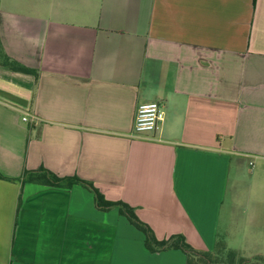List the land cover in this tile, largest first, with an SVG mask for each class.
Returning <instances> with one entry per match:
<instances>
[{
    "label": "crops",
    "instance_id": "1",
    "mask_svg": "<svg viewBox=\"0 0 264 264\" xmlns=\"http://www.w3.org/2000/svg\"><path fill=\"white\" fill-rule=\"evenodd\" d=\"M150 102L161 127L134 137ZM41 169L158 240L263 256L264 0H0V173ZM144 240L81 186L0 180V264H186Z\"/></svg>",
    "mask_w": 264,
    "mask_h": 264
},
{
    "label": "trees",
    "instance_id": "2",
    "mask_svg": "<svg viewBox=\"0 0 264 264\" xmlns=\"http://www.w3.org/2000/svg\"><path fill=\"white\" fill-rule=\"evenodd\" d=\"M4 66L18 73L29 74L37 77V71L26 68L18 62L4 56ZM0 180L22 184L35 183L44 186L69 189L74 185L81 186L89 190L95 200V206L99 211L107 212L117 209L118 213L126 218L131 226L144 235L145 248L149 253H160L167 250H179L186 257V264H220L217 259L225 261L221 264H264L263 256H254L244 259L237 255L235 251L228 249L222 241H218L213 251L197 250L188 244L182 235H173L168 239L158 240L152 229L142 222L136 215L134 208L121 201H109L91 183L80 180L77 177L60 178L47 170L24 172L20 178H7L0 173ZM20 203V197H19Z\"/></svg>",
    "mask_w": 264,
    "mask_h": 264
},
{
    "label": "built area",
    "instance_id": "3",
    "mask_svg": "<svg viewBox=\"0 0 264 264\" xmlns=\"http://www.w3.org/2000/svg\"><path fill=\"white\" fill-rule=\"evenodd\" d=\"M163 120L164 111L160 103L140 104L136 109L132 135L134 137H143L148 134H155L159 131ZM22 121L30 127H34L37 124V119L31 115L23 116Z\"/></svg>",
    "mask_w": 264,
    "mask_h": 264
},
{
    "label": "rangeland",
    "instance_id": "4",
    "mask_svg": "<svg viewBox=\"0 0 264 264\" xmlns=\"http://www.w3.org/2000/svg\"><path fill=\"white\" fill-rule=\"evenodd\" d=\"M217 261H218V263H220V264H221V261H222V262H224L225 260H224V259H222V258H219V259H217Z\"/></svg>",
    "mask_w": 264,
    "mask_h": 264
}]
</instances>
